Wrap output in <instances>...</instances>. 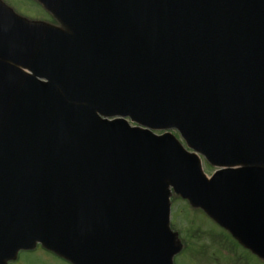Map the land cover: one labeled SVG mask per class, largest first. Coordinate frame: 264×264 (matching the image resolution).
I'll return each mask as SVG.
<instances>
[{
	"label": "water",
	"instance_id": "95a60500",
	"mask_svg": "<svg viewBox=\"0 0 264 264\" xmlns=\"http://www.w3.org/2000/svg\"><path fill=\"white\" fill-rule=\"evenodd\" d=\"M38 1H0V264H173L171 188L264 259V0Z\"/></svg>",
	"mask_w": 264,
	"mask_h": 264
},
{
	"label": "rangeland",
	"instance_id": "374dc122",
	"mask_svg": "<svg viewBox=\"0 0 264 264\" xmlns=\"http://www.w3.org/2000/svg\"><path fill=\"white\" fill-rule=\"evenodd\" d=\"M4 1L20 15L42 19L43 22L51 20L45 10L33 0ZM217 169L203 158V170L207 176ZM170 204L171 226L178 233V239L185 244L183 251L175 257V264H264L254 256L242 255V250L236 248L232 238L205 212L194 209L188 201L172 196ZM232 248L235 250H228ZM18 256L10 264H69L38 245L32 251L20 252ZM239 256L242 258L239 259Z\"/></svg>",
	"mask_w": 264,
	"mask_h": 264
},
{
	"label": "flooded vegetation",
	"instance_id": "af4514ba",
	"mask_svg": "<svg viewBox=\"0 0 264 264\" xmlns=\"http://www.w3.org/2000/svg\"><path fill=\"white\" fill-rule=\"evenodd\" d=\"M243 251V250H242ZM247 253V252H246ZM242 258V256H239V259Z\"/></svg>",
	"mask_w": 264,
	"mask_h": 264
},
{
	"label": "trees",
	"instance_id": "16d2710c",
	"mask_svg": "<svg viewBox=\"0 0 264 264\" xmlns=\"http://www.w3.org/2000/svg\"><path fill=\"white\" fill-rule=\"evenodd\" d=\"M52 20H53L54 22H56V20H55V19H53V18H52Z\"/></svg>",
	"mask_w": 264,
	"mask_h": 264
}]
</instances>
